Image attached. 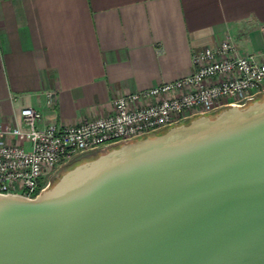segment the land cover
Masks as SVG:
<instances>
[{"label": "water", "instance_id": "1", "mask_svg": "<svg viewBox=\"0 0 264 264\" xmlns=\"http://www.w3.org/2000/svg\"><path fill=\"white\" fill-rule=\"evenodd\" d=\"M79 160L0 193V264H264V93Z\"/></svg>", "mask_w": 264, "mask_h": 264}, {"label": "crops", "instance_id": "2", "mask_svg": "<svg viewBox=\"0 0 264 264\" xmlns=\"http://www.w3.org/2000/svg\"><path fill=\"white\" fill-rule=\"evenodd\" d=\"M225 38L261 57L264 0H0V125L26 106L39 126L106 115L113 96L188 75L192 53Z\"/></svg>", "mask_w": 264, "mask_h": 264}, {"label": "built area", "instance_id": "3", "mask_svg": "<svg viewBox=\"0 0 264 264\" xmlns=\"http://www.w3.org/2000/svg\"><path fill=\"white\" fill-rule=\"evenodd\" d=\"M191 67L188 75L113 96L108 114L72 124L39 126V110L23 107L13 124L0 125V193L32 198L51 185L60 165L230 105L243 107L264 93V53L239 54L229 38L194 51ZM46 97L56 103L55 92Z\"/></svg>", "mask_w": 264, "mask_h": 264}, {"label": "rangeland", "instance_id": "4", "mask_svg": "<svg viewBox=\"0 0 264 264\" xmlns=\"http://www.w3.org/2000/svg\"><path fill=\"white\" fill-rule=\"evenodd\" d=\"M262 96H263V94H261V95H259L258 96V99H261L262 98ZM217 113V112H216ZM214 114V113H213ZM209 115H211V114H209ZM152 134H157V133H152ZM152 134H150V135H152ZM106 149H102V150H100V151H98V152H92V153H88L86 156H84L83 158H81L80 160H82V159H85V158H90V157H93L96 153H100V152H103V151H105ZM79 160V161H80ZM74 163V162H73ZM72 164V163H71ZM70 165V164H69ZM69 165H67V166H61L60 165V168H59V174H61V173H63V172H65L66 171V168L69 166ZM53 181H55V178L53 179ZM52 181V182H53Z\"/></svg>", "mask_w": 264, "mask_h": 264}, {"label": "trees", "instance_id": "5", "mask_svg": "<svg viewBox=\"0 0 264 264\" xmlns=\"http://www.w3.org/2000/svg\"><path fill=\"white\" fill-rule=\"evenodd\" d=\"M215 114V113H214ZM213 113L211 114V115H214ZM164 130H166V129H164ZM164 130H161V131H159V132H157V133H160V132H163ZM72 164H70L69 166H71Z\"/></svg>", "mask_w": 264, "mask_h": 264}]
</instances>
